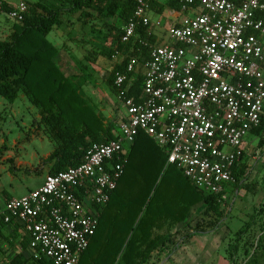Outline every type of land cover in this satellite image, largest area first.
I'll return each mask as SVG.
<instances>
[{"label": "built area", "instance_id": "2783aa9c", "mask_svg": "<svg viewBox=\"0 0 264 264\" xmlns=\"http://www.w3.org/2000/svg\"><path fill=\"white\" fill-rule=\"evenodd\" d=\"M133 2L120 41L147 45L136 29L150 25L149 2ZM179 3L183 15L167 28V40L149 45L148 58H132L115 77L122 112L117 137L93 144L79 165L47 174L38 187L5 202L3 222L15 220L38 257L79 264L139 133L161 146L167 163L198 190L219 195L236 182L234 163L264 115V0ZM27 10L20 0L8 16L21 22ZM138 62L141 89L128 96L130 82L123 84Z\"/></svg>", "mask_w": 264, "mask_h": 264}, {"label": "trees", "instance_id": "16d2710c", "mask_svg": "<svg viewBox=\"0 0 264 264\" xmlns=\"http://www.w3.org/2000/svg\"><path fill=\"white\" fill-rule=\"evenodd\" d=\"M60 1L58 6L44 2L27 4L24 19L13 24L10 40H0V97L13 103L25 93L31 103L40 108L44 121L61 142L45 160L52 165L49 174L79 165L93 144L115 139L117 133L113 123L103 124L102 116L80 94V87L55 61L59 49L47 39V34L62 24L64 15L77 11H83L84 18L117 17L125 24L135 8L133 0ZM148 2L150 9L161 11L155 0ZM167 6L179 11L181 8L179 0H167ZM2 10L9 11L6 5ZM121 33L122 28L114 50L121 51L123 57L108 77L115 93L117 73H123L132 58H148L149 45L155 43L148 27L142 25L137 27L136 33L147 41V45H142L137 38L122 44ZM142 81L140 70L127 76L123 86L130 82L128 96L140 92ZM263 132L264 115L259 127L251 133L259 136ZM258 145L264 147V138H260ZM243 157L244 153L232 170L238 183L243 175L240 166ZM220 196L198 190L176 166L167 163L161 146L146 134L139 133L126 156L116 189L108 203L98 211L97 230L81 254L79 264H151L153 257L180 234L176 227L187 221L193 207L204 205L206 212L215 211ZM263 205L264 195L254 206L250 219L235 232L236 240L252 228L256 215L264 211ZM223 214L221 211L214 218L196 223L191 234L185 237L209 233ZM238 249L234 244L230 253L232 263ZM29 264L53 263L39 257Z\"/></svg>", "mask_w": 264, "mask_h": 264}, {"label": "rangeland", "instance_id": "374dc122", "mask_svg": "<svg viewBox=\"0 0 264 264\" xmlns=\"http://www.w3.org/2000/svg\"><path fill=\"white\" fill-rule=\"evenodd\" d=\"M22 1L28 5L37 2H44L50 6L61 5L60 0ZM4 4L6 5V3ZM82 12L75 13L71 17L70 23L66 21L67 18L64 19L66 23L64 26L68 28L67 33L71 41L68 40L69 49L74 53L77 50L81 51V47L82 49L85 47L84 49L89 52L84 51L83 55L88 60L93 57L92 51H96L94 47H89V42L98 45L108 42V47H104L102 50L103 56H106L109 62L120 61L123 57L121 51L114 58L112 54L114 53L113 49L116 48V39L120 34L123 22L114 17L108 21H97L87 26L89 23H83ZM100 22H104V24L101 25ZM14 23L16 22L9 18L8 12L0 8L1 40H10ZM111 24H114L115 27L112 28ZM108 25L111 27L110 29H107ZM60 30L62 29L58 31ZM54 32L49 34V39L52 42H55ZM90 34L93 36H89ZM81 38L83 41H87L80 47L79 40ZM84 62L87 63L86 60ZM137 65L139 63L136 64L135 69L139 68ZM86 67L88 66L86 65ZM96 79H98V85L107 92L108 98L114 99L110 88L111 86L113 89V86L110 84L109 86L99 78ZM111 99H107L108 102H111ZM109 104L112 106L111 112L114 115L108 119L111 120L110 123H113L117 132L121 119L120 107L115 99ZM105 115L106 113H103L102 117L105 118ZM260 138H264V132L259 136L251 134L245 140L244 157L240 162L243 171L240 183L236 181L232 184L227 192L228 195L220 194L215 211L206 212L204 205L203 207L200 205L193 207L187 221L178 225L180 234L174 236L171 248L177 250L184 246L186 249L197 247V245L201 246L206 251V264H264V228H262L264 227V211L256 215L252 228L243 233L241 239L236 240L235 235V232L250 219L249 216L253 212L254 206H257L264 195V147L258 145ZM60 144L58 137L44 121L39 107L32 104L31 101L28 102L22 96L17 98L14 103H9L0 97V208L5 204L8 196L20 197L29 189L43 182L52 167L51 163H47L45 160L48 154ZM221 211L224 212L223 216L219 218L217 226L209 233L193 235L191 238L185 237L191 234L196 223L214 218ZM234 244L239 249L234 255V263H232L230 253ZM166 264H172V262L168 261ZM173 264H177V262L175 261Z\"/></svg>", "mask_w": 264, "mask_h": 264}, {"label": "crops", "instance_id": "0c3cea01", "mask_svg": "<svg viewBox=\"0 0 264 264\" xmlns=\"http://www.w3.org/2000/svg\"><path fill=\"white\" fill-rule=\"evenodd\" d=\"M19 1L20 0H0V8H2L3 5H5L4 3H6L7 5L6 7L10 11L18 4ZM155 1L157 3V8H161V11H156L153 8L150 9V13H149L150 25L148 29L151 33V36L154 38L155 41L154 44H160L167 40V28L171 24L178 22L183 14L179 10L172 9L171 7L167 6V0H155ZM9 11H5V12H9ZM79 12L80 11L74 12L70 15H64L62 24L59 27L53 28L47 34V39L59 49V52L55 57V61L60 65L65 75L69 76L70 79L74 82V84L80 87L78 90L80 94L83 96V98H85L88 101V103L100 115L106 113L105 118L102 117L103 124L106 126L111 122V120H109L108 118H112L114 115L111 112L112 106H110L109 103H112L114 99L117 101L114 87L112 89V87L110 86L111 84L109 85L108 77L118 62L117 61H115V63L109 62L106 59L107 57L103 56L102 50L104 49V47L105 48L108 47V42L101 43L102 45L93 44L89 42V47L90 46L94 47L96 51H92L93 57H91L92 59H88V60L87 57L83 54L84 51L87 52L89 51L84 49L85 48L84 46L83 49L81 47L82 45H84V43L87 40L83 41L82 38L79 40L81 42L80 45L81 51L77 50V52L73 53L69 49V47L67 46L68 42L70 41L67 33L68 28L64 26L66 24L64 22V19L67 18L66 21H69L70 23L71 17L75 13H79ZM108 19L110 18L99 19L96 17L86 16V18H84L83 20V23H89L87 24L88 26L91 25V23L93 22H97V21L99 22L103 20L108 21ZM100 23L101 25L104 24V22H100ZM109 28L110 27L108 25L107 29ZM59 29L62 30L58 31ZM12 32H13V28L11 30V33ZM51 32H54L53 37L55 42H52L49 39V34ZM91 35L93 36V34H90L89 36ZM84 60H86L87 63H85ZM86 65L88 67H86ZM137 66L140 68V64ZM139 68L136 70V72L140 70ZM140 71L142 73V68ZM96 78L101 79L102 82H106L110 86L114 99L108 98L109 96L107 92L105 91L104 88L98 85L97 82L98 79ZM20 96L25 97L26 100L30 102V100L25 95V93H21L19 97ZM107 99L109 100L111 99V102H108L109 100ZM119 112H120V118H122V112L120 108H119ZM116 133H118V131ZM251 134L252 133H250L248 137H250ZM60 143L61 142L59 141V144ZM50 154H48V156ZM39 185L35 186L34 188L38 187ZM32 189H29L28 191ZM228 191L229 190L225 191L223 193V196L228 195L227 193ZM14 197L15 196H8L7 200ZM3 206L0 208V264H29L33 262L35 258H39L37 255V250L31 245L29 234L26 233L15 220L11 221L10 223L3 222V218L1 214L3 210ZM176 230H179L178 225L176 227ZM173 242H174V238L167 244L166 247H164L160 252H158V254H156L155 257H153L151 264H166L168 261H171L172 264L175 261L177 262V264H206V251L204 250L203 247L197 245V247L186 249V247L184 246L178 248L177 250H174L173 248H171V244Z\"/></svg>", "mask_w": 264, "mask_h": 264}]
</instances>
